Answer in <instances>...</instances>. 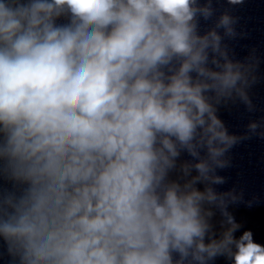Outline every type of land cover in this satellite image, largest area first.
I'll use <instances>...</instances> for the list:
<instances>
[{
  "label": "clouds",
  "instance_id": "clouds-1",
  "mask_svg": "<svg viewBox=\"0 0 264 264\" xmlns=\"http://www.w3.org/2000/svg\"><path fill=\"white\" fill-rule=\"evenodd\" d=\"M214 13L212 0H0L8 264H264L230 211L256 198L218 190L231 149L264 138V117L236 135L217 115L255 111L259 60L230 54L227 10L200 31Z\"/></svg>",
  "mask_w": 264,
  "mask_h": 264
},
{
  "label": "water",
  "instance_id": "water-1",
  "mask_svg": "<svg viewBox=\"0 0 264 264\" xmlns=\"http://www.w3.org/2000/svg\"><path fill=\"white\" fill-rule=\"evenodd\" d=\"M212 3L214 16L208 21L200 19V31L211 27L213 21L227 10L238 21L235 25L238 35L232 39L225 38L224 41L230 54L237 60H244L254 54L259 60L258 81L249 91L255 111L248 112L245 106L237 101L220 106L217 112L229 133L244 135L250 121L264 117V0H244L242 4L235 6L227 4V0H212ZM228 156L231 166L218 172L226 178V183L218 186V190L235 188L243 192L245 201L256 198L251 207L241 203L232 206L230 211L242 224L241 231L251 230L256 242L264 243V138L251 136L242 140L231 149ZM181 159L190 157L183 155ZM8 260L6 252L0 248V264H8ZM217 264H225V261L221 259Z\"/></svg>",
  "mask_w": 264,
  "mask_h": 264
}]
</instances>
